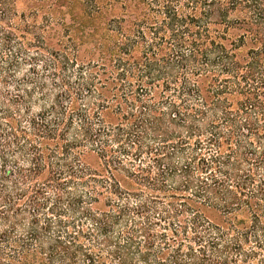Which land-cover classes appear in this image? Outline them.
<instances>
[{
  "label": "trees",
  "instance_id": "1",
  "mask_svg": "<svg viewBox=\"0 0 264 264\" xmlns=\"http://www.w3.org/2000/svg\"><path fill=\"white\" fill-rule=\"evenodd\" d=\"M112 1L0 0V264H264V0Z\"/></svg>",
  "mask_w": 264,
  "mask_h": 264
},
{
  "label": "rangeland",
  "instance_id": "2",
  "mask_svg": "<svg viewBox=\"0 0 264 264\" xmlns=\"http://www.w3.org/2000/svg\"><path fill=\"white\" fill-rule=\"evenodd\" d=\"M91 1H94V5L98 6V9L104 8L110 4L120 6L119 2H115L112 0H63L60 3L59 0H17L15 9L18 14L21 12H25L26 14L30 12L36 13L34 19L36 20L37 24H40V22L44 20V18L48 19L47 30L51 27H53L55 30L57 29V35H59L60 39L64 42L65 36L69 32V30L67 31V29L69 27V24L71 23V20H69V16H73L74 13H79V15H81L83 14V12L87 15L88 9L86 7V2ZM57 4L59 5V10L55 9ZM115 8L116 7L110 8V10L105 13L107 22L110 20V18H112V16H115L114 14L115 12H117V9ZM97 11L98 10L96 9V12ZM49 14L55 15L58 18L52 19ZM29 19L31 20L30 17ZM55 19H59V21H56ZM79 22V25H85L86 27L92 25V22H88L84 18H80ZM37 110L38 108H32V112H35Z\"/></svg>",
  "mask_w": 264,
  "mask_h": 264
}]
</instances>
